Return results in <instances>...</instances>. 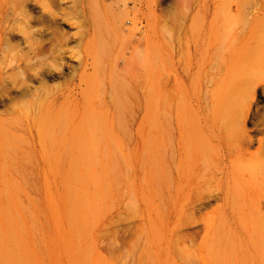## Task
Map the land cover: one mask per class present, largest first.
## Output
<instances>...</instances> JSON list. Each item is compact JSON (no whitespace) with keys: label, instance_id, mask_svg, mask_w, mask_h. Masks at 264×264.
<instances>
[{"label":"rangeland","instance_id":"374dc122","mask_svg":"<svg viewBox=\"0 0 264 264\" xmlns=\"http://www.w3.org/2000/svg\"><path fill=\"white\" fill-rule=\"evenodd\" d=\"M118 1L0 0V264H264L251 0Z\"/></svg>","mask_w":264,"mask_h":264},{"label":"bare ground","instance_id":"6f19581e","mask_svg":"<svg viewBox=\"0 0 264 264\" xmlns=\"http://www.w3.org/2000/svg\"><path fill=\"white\" fill-rule=\"evenodd\" d=\"M127 4H128V0H122V1H118L114 3L113 5L109 6V8L112 11L124 13L125 10L127 9V6H128ZM238 4H239L238 0H204L203 3L201 4V10L203 12V20H206L209 14L212 12L211 16L213 18L211 20L210 25H214L219 20V17H218L219 9H222L224 12H227L228 14H230L232 12L233 6L237 8L236 11H240L238 9ZM249 13H251L252 17H255V19L249 20L251 24L250 26L257 27V29L261 28L263 30L264 29V0H251ZM243 16H244V19L242 22L246 24V18L249 15L245 8L243 11ZM261 36L264 40V30ZM254 49L255 48L252 47L250 44L248 45L244 44L237 49L236 54L243 59H259L260 58L261 60L264 61V54L256 52V50ZM238 71L241 74H244L245 76L249 75V70L246 67L244 68L240 67Z\"/></svg>","mask_w":264,"mask_h":264}]
</instances>
